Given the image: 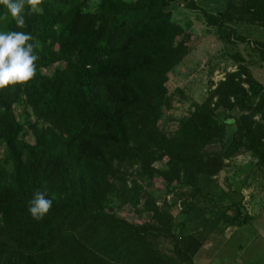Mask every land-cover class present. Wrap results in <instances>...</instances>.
<instances>
[{
  "label": "trees",
  "instance_id": "16d2710c",
  "mask_svg": "<svg viewBox=\"0 0 264 264\" xmlns=\"http://www.w3.org/2000/svg\"><path fill=\"white\" fill-rule=\"evenodd\" d=\"M178 1L99 0L86 11L87 0H42L35 10L25 6L24 28L12 18L0 24V31L31 33L30 43L39 45L34 78L0 89V264H163L154 242L169 236L170 226L157 221L158 206L151 207L153 221L139 225L112 209L128 191L125 164L133 157L146 163L144 155L153 152L154 161L167 158L165 180L195 168L203 173V167L211 176L222 157L201 149L221 141L230 151L243 137L264 163L261 122L241 114L236 126L235 119L218 122L213 115L214 94L226 108L245 103L236 73L191 106L170 137L158 130L166 74L190 51V35L166 9ZM3 11L0 5V17ZM56 61L63 63L42 72ZM23 97L36 120L49 124L34 129L28 123L33 142L23 139L26 129L12 112ZM263 104L264 96L257 106ZM142 167L135 173L151 175ZM38 189L53 201L40 220L28 212ZM232 219L243 225L252 216L238 208ZM193 241L182 249L186 264H195L192 256L202 246Z\"/></svg>",
  "mask_w": 264,
  "mask_h": 264
},
{
  "label": "rangeland",
  "instance_id": "374dc122",
  "mask_svg": "<svg viewBox=\"0 0 264 264\" xmlns=\"http://www.w3.org/2000/svg\"><path fill=\"white\" fill-rule=\"evenodd\" d=\"M190 1L191 8L183 0L166 6L171 20L190 35V51L166 74V99L158 113V130L170 137L180 121L190 115L191 106L206 101L232 73H236L235 80L246 92L245 103L226 108L214 94L210 103L215 119L218 122L235 119L237 126L241 114L249 115L248 118L261 122L264 129V104L257 106L264 96V0ZM98 3L99 0H87L84 10H95ZM6 11L4 8L0 24L11 18ZM62 63L56 61L42 68V72L50 74ZM12 112L24 125L23 139L29 142H33L35 128L49 126L36 120L25 97ZM29 122L34 124V129L28 126ZM240 142L230 151L221 141H213L201 149L204 154L222 157L218 161L221 167L211 176L207 167H203V173L198 174L195 168L165 180L161 173L170 171L166 157H156L154 161V153L149 152L144 155L149 158L146 163L133 157L124 166L123 184L128 191L122 202L115 200L113 211L139 225L153 221L151 207L158 206L161 214L157 215V221H168L166 225L170 226V235L154 242L156 250L162 253L163 264H186L182 260V249L193 238L202 241V246L192 256L193 263L197 254L203 263V259L212 258L208 264H252L247 259L248 254L259 244L262 250L257 252L254 264H263L264 236H260L263 234L252 223L241 226L232 219L238 208L247 209L254 214L253 218H264V163H258L247 149L246 137ZM0 152L3 157V146ZM3 164L10 166L4 161ZM139 167L151 168V175L135 173ZM192 246L195 247V241Z\"/></svg>",
  "mask_w": 264,
  "mask_h": 264
},
{
  "label": "clouds",
  "instance_id": "9594fccd",
  "mask_svg": "<svg viewBox=\"0 0 264 264\" xmlns=\"http://www.w3.org/2000/svg\"><path fill=\"white\" fill-rule=\"evenodd\" d=\"M42 0H0L18 28H24V9L27 5L35 10ZM31 33L23 31H0V89L6 86L26 83L36 75V61L39 59L30 43ZM53 201L47 198L46 191L36 190L28 201V212L34 219H42L52 208Z\"/></svg>",
  "mask_w": 264,
  "mask_h": 264
},
{
  "label": "crops",
  "instance_id": "0c3cea01",
  "mask_svg": "<svg viewBox=\"0 0 264 264\" xmlns=\"http://www.w3.org/2000/svg\"><path fill=\"white\" fill-rule=\"evenodd\" d=\"M246 211H247V213L249 214V215H253L254 216V214H251V212H249L247 209H246ZM247 223H249V224H253V226L255 227V228H257V230L258 231H260L263 235H261L260 234V236H264V218H262V217H259V218H253L252 217V219L251 220H249V221H247L245 224H247ZM244 225V224H243ZM242 226V225H241ZM257 231V232H258ZM245 237H247V236H245ZM242 239H244V238H242ZM242 239L240 240V244L242 245ZM251 240H252V237H251ZM253 240H255V238H253ZM244 241V240H243ZM259 244H257L256 246H254V249L253 248H251V251L249 252V254H248V258L247 259H249V262L250 263H252V264H254V259L256 258V255H257V252L259 251V250H262V249H260L259 247ZM215 256H217V255H215ZM210 258V257H209ZM212 258H210L208 261H207V259H203L204 260V262L205 263H203V261L201 262V261H199L198 260V257H197V254L196 255H194V263L195 264H208L209 263V261L211 260ZM264 264V263H263Z\"/></svg>",
  "mask_w": 264,
  "mask_h": 264
}]
</instances>
